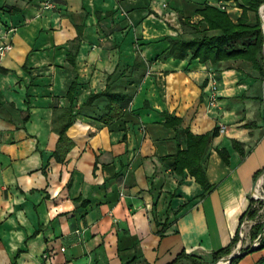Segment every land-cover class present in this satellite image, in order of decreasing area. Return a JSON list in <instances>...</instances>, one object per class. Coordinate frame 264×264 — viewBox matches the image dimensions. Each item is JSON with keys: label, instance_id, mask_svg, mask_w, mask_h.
I'll list each match as a JSON object with an SVG mask.
<instances>
[{"label": "crops", "instance_id": "crops-1", "mask_svg": "<svg viewBox=\"0 0 264 264\" xmlns=\"http://www.w3.org/2000/svg\"><path fill=\"white\" fill-rule=\"evenodd\" d=\"M206 7L234 24L241 15L223 0H0V45L10 46L0 56V264H169L181 253L217 264L213 254L239 251L264 171V77L242 61L157 60L171 41L198 37L181 21L201 24ZM136 57L149 66L133 68ZM107 87L130 102L103 125L105 102L87 99ZM162 113L195 135L217 130L207 192L163 161L176 142ZM231 264H264V249Z\"/></svg>", "mask_w": 264, "mask_h": 264}, {"label": "trees", "instance_id": "trees-1", "mask_svg": "<svg viewBox=\"0 0 264 264\" xmlns=\"http://www.w3.org/2000/svg\"><path fill=\"white\" fill-rule=\"evenodd\" d=\"M234 1L237 7L241 9V15L236 24L232 23L228 15L212 7H206L198 14L202 17V23L190 25L187 20L181 21L182 25L193 30L198 37L191 41H171L167 50L157 59L160 62L172 57L177 60L187 59L188 62L197 60L200 64H209L216 66L221 62L242 61L249 63L251 68L264 77L263 69V49L264 38L262 33V22L259 16V9L264 5V0H223ZM249 14H252L253 20H249ZM149 66L139 57H136L133 68H144ZM74 86H71L67 96L72 100ZM102 99L105 102L103 112L97 116L100 123L109 125L113 121L122 119L124 110L127 108L130 98L121 93H112L109 88L97 95H90L87 104ZM164 119L163 127L170 129L175 133L176 148L175 152L163 158V161L173 171V173L182 178L185 174L193 178L200 185L204 192L210 189L208 183L204 160L209 141L217 136V130L202 135L193 134L188 128H181V119L173 117L168 113H162ZM68 117L67 122L59 130V139L54 152L58 161L68 151V140L64 137L66 129L70 125ZM236 148V145H235ZM240 153L241 151L237 149ZM219 157L226 162L227 154L225 151L218 152ZM60 158V159H59ZM257 202L250 200L249 208L245 217L254 219L256 211L254 210ZM263 227L257 223L250 234V241L253 242L261 233ZM160 236V233H159ZM235 241V240H234ZM264 249V239L262 238L256 250ZM250 248L242 253L249 254ZM230 254V247L213 254L212 261L217 262L222 256ZM239 258L232 261L234 263ZM197 264L195 258L181 253L169 264Z\"/></svg>", "mask_w": 264, "mask_h": 264}, {"label": "rangeland", "instance_id": "rangeland-1", "mask_svg": "<svg viewBox=\"0 0 264 264\" xmlns=\"http://www.w3.org/2000/svg\"><path fill=\"white\" fill-rule=\"evenodd\" d=\"M264 50V49H263ZM259 194L261 197L264 198V179L260 182V188H259ZM257 203L255 204L254 210L256 211V217L251 220V224L249 227H246L241 234L238 232L234 244H233V250L236 249V246H239L238 252H244L245 250L249 249L250 246V234L254 227H256V224L259 223L262 227H264V201L253 199ZM231 253H236L232 251ZM222 256L218 262H221L224 258L231 255ZM199 264V263H197ZM201 264V263H200Z\"/></svg>", "mask_w": 264, "mask_h": 264}, {"label": "built area", "instance_id": "built-area-1", "mask_svg": "<svg viewBox=\"0 0 264 264\" xmlns=\"http://www.w3.org/2000/svg\"><path fill=\"white\" fill-rule=\"evenodd\" d=\"M260 18L261 19H264V5H262V7L260 8ZM10 46L8 44H1L0 45V56L2 54H4L5 52H7L9 50ZM217 101V98L215 95H211L209 97V100H208V105L209 107H212L215 105ZM264 179V171L261 172L259 174V176L257 177L256 181H255V185H254V188H253V191H252V197L254 199H258V200H262L264 201V198L260 196L259 194V187H260V182ZM260 198V199H259ZM250 222L248 223V221L244 220L241 222L240 224V227H239V233L241 234V232L246 228V227H249L250 226ZM262 238H258L257 241L255 243L252 244L251 248H256V246H258V243L259 241L261 240ZM242 252H236V253H233L231 254L230 256L232 255H240ZM229 257V256H228ZM217 264H223L221 262H218Z\"/></svg>", "mask_w": 264, "mask_h": 264}, {"label": "water", "instance_id": "water-1", "mask_svg": "<svg viewBox=\"0 0 264 264\" xmlns=\"http://www.w3.org/2000/svg\"><path fill=\"white\" fill-rule=\"evenodd\" d=\"M261 22H262V33H263V38H264V21H263V19H261ZM260 199V198H259ZM263 235H264V232H263V234L259 237V238H262L263 237ZM254 250H256V248H251L250 249V251H254ZM243 255H245V253H241L240 255H232V256H229V257H226V258H224L222 261H221V263H223V264H231L232 263V261L234 260V259H236V258H240V257H242Z\"/></svg>", "mask_w": 264, "mask_h": 264}]
</instances>
